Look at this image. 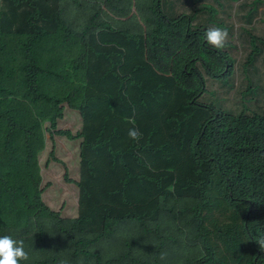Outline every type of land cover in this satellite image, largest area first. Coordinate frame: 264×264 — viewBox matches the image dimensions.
Here are the masks:
<instances>
[{
  "label": "trees",
  "instance_id": "1",
  "mask_svg": "<svg viewBox=\"0 0 264 264\" xmlns=\"http://www.w3.org/2000/svg\"><path fill=\"white\" fill-rule=\"evenodd\" d=\"M61 7L0 0V264H264V0H153L172 35L201 38L175 75L144 33L78 31ZM63 135L81 169L65 221L41 164L50 137L46 164L66 166Z\"/></svg>",
  "mask_w": 264,
  "mask_h": 264
},
{
  "label": "rangeland",
  "instance_id": "2",
  "mask_svg": "<svg viewBox=\"0 0 264 264\" xmlns=\"http://www.w3.org/2000/svg\"><path fill=\"white\" fill-rule=\"evenodd\" d=\"M61 6L64 10L63 17L78 31L90 27V31L94 32L102 28L101 24H109L116 28L145 33L149 45L146 50L147 58L159 71L175 74L173 66L176 59L182 61L184 57L203 54L200 37H197V42L193 40L186 42L170 34L162 22L156 23L152 11L153 0H61ZM234 19L239 26L241 20L237 17ZM161 37L166 38V41L164 42ZM165 48H168V51ZM205 59L213 69L222 68V62L215 55L205 56ZM183 69L185 70V66ZM179 83L194 86L195 80L194 83L189 82L188 79L180 76ZM80 124L82 128L81 118L77 113L68 111L65 119L59 122V127L72 129L73 133H77ZM54 144L55 142L49 137L47 148L41 156L44 177L42 186L51 183L47 186L44 198L54 206L61 207L64 216H75L79 187L75 183H68V179L78 180L80 177V140L71 141L65 135L56 136V156L64 160L66 166L54 160H49L46 164L48 157L51 158L50 152ZM66 170H69V178H66Z\"/></svg>",
  "mask_w": 264,
  "mask_h": 264
},
{
  "label": "clouds",
  "instance_id": "3",
  "mask_svg": "<svg viewBox=\"0 0 264 264\" xmlns=\"http://www.w3.org/2000/svg\"><path fill=\"white\" fill-rule=\"evenodd\" d=\"M157 23V22H156ZM158 24V23H157ZM143 33V32H142ZM145 34V33H144ZM171 34V33H170ZM145 36H146V34H145ZM146 47L147 48H149V45H148V38H147V36H146ZM167 47V46H166ZM147 50V49H146ZM165 50L166 51H168V48H165ZM163 53V52H162ZM149 60V59H148ZM150 61V60H149ZM155 66V65H154ZM155 68H156V70H157V67L155 66ZM170 74V73H169ZM171 75H175V74H171ZM182 78H184V79H188L189 80V82H193L194 83V80H195V78L194 77H190V78H185V77H183V76H181ZM177 83L179 84V85H187V84H180L179 83V78H177ZM69 171V170H68ZM80 173H81V169H80ZM69 177V176H68ZM71 178H69L68 179V183H75L78 187H79V185L77 184V181H79V179H80V177L78 178V180L76 181V180H73V179H71ZM76 181V182H75ZM81 188L79 187V189H78V196H77V204H78V207H77V214L75 215V216H64L63 215V213H62V209H61V207H56V206H54L53 204H51L49 201H46L45 200V195H44V193H45V191H44V193H43V198H44V201L46 202V204L51 208V209H53L54 211H56V212H58L59 214H60V217L62 218L61 220H64L65 221V219H74V218H76L77 216H78V214H79V203H80V192H81V190H80Z\"/></svg>",
  "mask_w": 264,
  "mask_h": 264
}]
</instances>
